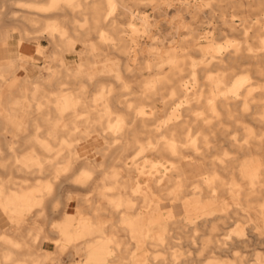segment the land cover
<instances>
[{"label": "bare ground", "instance_id": "obj_1", "mask_svg": "<svg viewBox=\"0 0 264 264\" xmlns=\"http://www.w3.org/2000/svg\"><path fill=\"white\" fill-rule=\"evenodd\" d=\"M42 37L46 71L21 52ZM13 63L31 118L5 126L0 87V264H264V0H0Z\"/></svg>", "mask_w": 264, "mask_h": 264}, {"label": "rangeland", "instance_id": "obj_2", "mask_svg": "<svg viewBox=\"0 0 264 264\" xmlns=\"http://www.w3.org/2000/svg\"><path fill=\"white\" fill-rule=\"evenodd\" d=\"M22 9H20L19 7H13L11 9H8V13L7 15L4 17V19H2L1 21H8L7 22V26L2 27V39L5 41H9L13 44H16L18 35L15 36L14 38V34H13V24L16 23V21H18V19H14L12 18L14 16V14H19ZM143 11H145L148 15L151 16V18H154V10L149 6L143 9ZM205 27H207V25H205ZM40 42H36L33 41L31 43H28V45L26 44L24 47H22V55L25 59H30V57H34L36 58L35 63L37 64V66H40L42 68L43 71H46L47 68H49L51 65L48 62L47 58L43 55L39 56L37 54V46L40 44L41 46V51L45 54L50 53L52 51L50 42L47 38L42 37L39 40ZM78 48L80 49V51L84 52V49L81 48V46L79 45ZM16 56V54H14ZM55 58L56 60H61V61H66V65H68V69L73 70V69H77V65L76 62L80 59L82 61L83 57H78L77 54H67V58L69 61H67V59L62 60L61 56L59 54H55ZM21 64V63H20ZM71 64V66H70ZM111 64V63H108ZM19 63L16 64H8L5 67H2L0 65V73L2 75H4L5 79H3V81L0 83V87L1 89H4L8 92L14 93L11 95V99H10V103L9 106H11L12 108L17 110V114L14 117H18V123L22 125V133H25L27 131V127H28V123L30 121L31 115L29 113L30 110V102L27 99L21 98L20 96L16 95L15 92L18 88V79L19 78H25L28 76L27 72H25L22 69L18 68ZM109 67L111 65H108ZM39 69V68H38ZM17 70V71H16ZM3 98L0 99V109H2L4 107L3 102H2ZM19 101L22 102V105L19 106ZM14 103V104H13ZM20 109V110H19ZM21 111V121H19V114ZM11 117V116H10ZM9 118V116H8ZM84 149L81 151V154L83 156L89 157L91 159H96V160H101L102 156L97 152V147L98 146H102L103 143L101 140H98V142L95 140V138H89L88 142L84 143ZM94 151V152H93ZM140 164L142 166H146L149 167L150 163H144L143 160L139 161ZM62 169H65V166H61ZM12 170V169H11ZM9 171V174H12V171ZM14 172V171H13ZM253 173V169H249L248 171L245 172L246 176H250ZM11 178V175H10ZM19 177H17L15 180H19ZM12 179V178H11ZM87 191H90V189H87ZM61 197L64 201V204L62 206H60V208H58V211L56 212L55 217H63L65 216V214L67 212H71L72 209L71 207L76 205V201H77V195L76 193L71 191V186H69V184L66 182L61 186ZM28 222H33L34 218H32V216L34 215V213H28ZM2 215L0 214V217ZM54 217V224L52 226H50V228H52L53 230H56V226L58 224V220ZM5 221V220H3ZM7 225L6 222L2 223V227H5ZM14 229V228H13ZM155 231H151V235L149 237V240H151V238L154 235V232L157 231V227L156 229H154ZM98 234H104V233H98ZM156 237H159L158 235H156ZM67 239L65 238V241ZM44 247L48 250H53L54 249V245L50 242H47L44 244ZM145 249V248H144ZM62 250L64 252L69 251L68 247L66 246V244L62 247ZM136 254H144L142 250H137ZM82 255V253H80V256ZM85 255L82 257H78L79 260H81V263H86L88 262V260H86ZM64 260L66 262V264H74L76 261H71L70 258L67 257V253L64 257ZM255 262V263H254ZM252 264H261L260 261H254Z\"/></svg>", "mask_w": 264, "mask_h": 264}, {"label": "crops", "instance_id": "obj_3", "mask_svg": "<svg viewBox=\"0 0 264 264\" xmlns=\"http://www.w3.org/2000/svg\"><path fill=\"white\" fill-rule=\"evenodd\" d=\"M19 103V106L20 105H22V102L21 101H19L18 102ZM14 104V103H13ZM20 110V109H19ZM17 119H18V117H17ZM17 119H12L11 117H9V118H5L4 119V121H3V123L5 124V126H7L10 130H12V131H14V132H17V133H20V134H22V127H20V129H17L16 127L17 126H15L18 122V120ZM12 121H13V123H12ZM19 121H21V111H20V114H19ZM21 126V125H20ZM9 171H10V169L8 170V172L7 173H5L4 171H0V174L2 175V177H3V180H13V179H11L10 177H9ZM7 174V175H6ZM6 176H8V177H6ZM16 179V178H15ZM0 193H1V188H0ZM28 214L27 213H25L24 214V216H23V218L25 219V221L28 219ZM14 226L15 227H17V225H16V223H14Z\"/></svg>", "mask_w": 264, "mask_h": 264}]
</instances>
